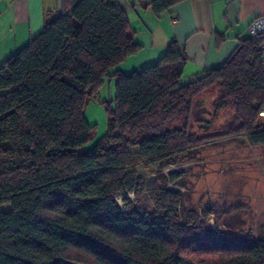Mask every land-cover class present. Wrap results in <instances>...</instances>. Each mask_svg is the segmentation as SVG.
I'll return each mask as SVG.
<instances>
[{
	"label": "trees",
	"instance_id": "obj_1",
	"mask_svg": "<svg viewBox=\"0 0 264 264\" xmlns=\"http://www.w3.org/2000/svg\"><path fill=\"white\" fill-rule=\"evenodd\" d=\"M141 1V0H140ZM160 16L184 0H144ZM119 0H61L42 32L0 67V264H264V239L219 234L198 213L183 221V193L162 188L156 208L137 193V168L171 162L214 140L264 144V68L257 43H239L218 68L183 84L184 47L155 63L116 67L140 46ZM116 79L106 133L91 147L88 100ZM213 87L223 131L199 136L197 103ZM179 121L181 125L171 127ZM180 172L169 174L176 183Z\"/></svg>",
	"mask_w": 264,
	"mask_h": 264
},
{
	"label": "rangeland",
	"instance_id": "obj_2",
	"mask_svg": "<svg viewBox=\"0 0 264 264\" xmlns=\"http://www.w3.org/2000/svg\"><path fill=\"white\" fill-rule=\"evenodd\" d=\"M188 81L184 79L182 83ZM116 83L115 78L106 77L99 93L86 104L84 115L94 126L86 148L107 131L108 108L116 105ZM218 94L219 87L210 88L197 103L195 119L213 122L205 128L193 121L199 136L223 131L232 117L231 107L215 110L213 101ZM177 125L181 123L176 121L171 127ZM172 172L181 173L176 183L170 181ZM137 179V193L128 191L117 196L123 208L127 205L124 196L142 208H156L159 192L171 187L183 193L179 210L183 221L198 213L219 234L236 240L264 239V144L253 145L246 137L214 140L169 163L138 167ZM0 208L9 210L11 204Z\"/></svg>",
	"mask_w": 264,
	"mask_h": 264
},
{
	"label": "crops",
	"instance_id": "obj_3",
	"mask_svg": "<svg viewBox=\"0 0 264 264\" xmlns=\"http://www.w3.org/2000/svg\"><path fill=\"white\" fill-rule=\"evenodd\" d=\"M119 2L128 16L129 35L140 48L116 69L131 73L153 64L177 40L187 58V80L221 66L241 41L250 38L251 21L264 15V0H184L160 16L144 0ZM60 9L61 0H0V67L39 35L46 19Z\"/></svg>",
	"mask_w": 264,
	"mask_h": 264
},
{
	"label": "built area",
	"instance_id": "obj_4",
	"mask_svg": "<svg viewBox=\"0 0 264 264\" xmlns=\"http://www.w3.org/2000/svg\"><path fill=\"white\" fill-rule=\"evenodd\" d=\"M248 30L251 39L257 43L264 68V15L252 20L248 25Z\"/></svg>",
	"mask_w": 264,
	"mask_h": 264
}]
</instances>
